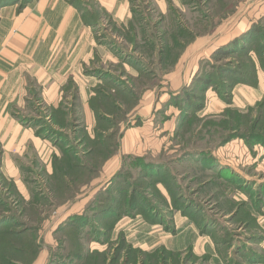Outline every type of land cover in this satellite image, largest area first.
Segmentation results:
<instances>
[{
    "label": "rangeland",
    "instance_id": "rangeland-1",
    "mask_svg": "<svg viewBox=\"0 0 264 264\" xmlns=\"http://www.w3.org/2000/svg\"><path fill=\"white\" fill-rule=\"evenodd\" d=\"M33 2L0 0V25ZM184 5L186 30L171 20L170 32L176 28L165 32L154 13L150 29L134 27L127 35L116 34L111 20L90 4L85 23L96 29L95 40L129 47L147 63L131 64L132 58L118 54L128 67L111 68L115 82L91 87L93 122L71 139L53 173L19 174L20 189L0 175V264L260 261L264 0ZM191 13L199 16L196 24ZM195 41L197 49L190 50ZM153 44L175 64L156 66L160 47ZM180 59L188 64L178 66ZM88 69L87 75L99 74ZM42 119L49 116L37 122ZM76 122L70 121L69 137Z\"/></svg>",
    "mask_w": 264,
    "mask_h": 264
},
{
    "label": "crops",
    "instance_id": "crops-1",
    "mask_svg": "<svg viewBox=\"0 0 264 264\" xmlns=\"http://www.w3.org/2000/svg\"><path fill=\"white\" fill-rule=\"evenodd\" d=\"M184 2L35 0L10 24L0 25V175L12 179L18 187L21 182L19 174L53 173L55 162L62 161L63 151L70 147L71 139L79 137L82 126L93 122L87 108L91 87L97 83L115 82L117 77L111 68L118 65L128 67V59L120 62L122 59L118 54L132 58L131 64L146 65L147 60L143 62V58L130 55L132 49L129 47L95 40L96 29L85 23V19L91 16L90 4L111 20L116 34L128 35L135 33L134 27L137 32L143 27L150 29L149 26L155 24L152 20L154 13L160 18L159 28L165 32L173 34L176 26L172 27L171 33V20L173 25L186 30L181 18L186 11ZM198 17V14L191 13L194 23ZM212 40L207 38L205 42L212 43ZM197 44L190 50L197 49ZM153 45L154 48L160 47L156 66L175 64V60L162 56V45ZM137 49L133 48V54ZM183 60H179L178 66L188 64L181 62ZM87 69L99 74L87 75ZM73 94L76 97L74 104L71 100ZM40 111L49 116L48 121L37 122L42 115ZM75 117L78 122L72 124L73 133L69 137L68 126ZM81 119L85 124L80 122ZM129 134L126 132L125 137ZM80 154L74 153L78 160L85 157V153ZM64 163L75 168L80 166L79 162L64 160ZM111 165L112 162H108L105 170ZM260 226L255 249L260 261L255 264H264V220L260 221Z\"/></svg>",
    "mask_w": 264,
    "mask_h": 264
},
{
    "label": "trees",
    "instance_id": "trees-1",
    "mask_svg": "<svg viewBox=\"0 0 264 264\" xmlns=\"http://www.w3.org/2000/svg\"><path fill=\"white\" fill-rule=\"evenodd\" d=\"M51 130V129H50ZM5 218H4V216H0V222L2 221V220H4Z\"/></svg>",
    "mask_w": 264,
    "mask_h": 264
},
{
    "label": "built area",
    "instance_id": "built-area-1",
    "mask_svg": "<svg viewBox=\"0 0 264 264\" xmlns=\"http://www.w3.org/2000/svg\"><path fill=\"white\" fill-rule=\"evenodd\" d=\"M256 1H258V0H256Z\"/></svg>",
    "mask_w": 264,
    "mask_h": 264
}]
</instances>
